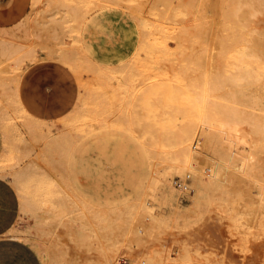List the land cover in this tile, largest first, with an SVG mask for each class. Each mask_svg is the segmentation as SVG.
<instances>
[{
  "label": "rangeland",
  "instance_id": "1",
  "mask_svg": "<svg viewBox=\"0 0 264 264\" xmlns=\"http://www.w3.org/2000/svg\"><path fill=\"white\" fill-rule=\"evenodd\" d=\"M87 1H91L90 3H86L89 6L84 3V6L79 10L81 11L82 9V14L86 10L85 8H87L86 13L83 12L84 15L79 13V15L74 16L75 19L72 18L69 23L65 24L68 28L63 29V33L66 32L64 34L67 35L64 40H61L64 37L62 34L63 36L59 41L57 40L60 36L58 39L54 38L53 41L56 42H53L51 38L53 39L54 34L52 36V33H50V36L47 37L51 41L45 38V41L42 40L38 43L41 46L37 45L34 48V50H37V54L39 55L37 57L39 58L35 59L34 57L36 55L34 54L33 59L35 60L31 59L33 61L27 60V62L22 63L19 67L21 71L19 68L15 69L10 67L12 72L9 76L11 75L16 80L14 81L10 76L14 81L13 86L16 87L18 103L23 108L21 110L16 106V109L12 108V110L11 108L9 109L11 106H8L5 108L8 109V111H5V120L1 118L0 168L12 165L15 169H13L14 172H19V170L22 172L21 169L25 168L29 163L28 166L32 164L31 162L36 163L35 159L37 157H39L37 158L39 160L40 158L44 160L46 158L44 157L45 153L39 152V150H42L44 137H48L49 134V138H51L53 135L55 136L60 133L58 137H63L64 135L66 139L65 147L69 148H60L59 153H63H57V155H60L59 158L64 155L63 168L68 172L74 185L80 192L81 199L83 200L81 203L83 204L80 203L79 211L81 212L85 209L88 213L97 216V218L107 216L108 221L101 222L103 224L108 223L107 227L112 233L113 240L116 243L115 245L123 247L125 242L127 250L130 253H137L138 255L137 260H131L127 257L126 249L122 248L117 253L115 262L119 264H160L155 261L151 262V255L146 258L141 257L138 251L142 245L133 242L126 235L130 229L136 231L139 228V220L146 219L149 217V214L158 220L157 224H153L155 225L153 226V230H155L152 234L154 236L150 238L151 249L154 250L153 252L156 255L159 252L161 254L166 252V254L173 255V251L167 252L166 249L172 248V250H175L174 243L172 242L178 238L176 236L206 221L207 227L206 225L204 227L211 234L212 243H215V247L212 249L215 253V259H213L214 264L215 262L220 264L223 260H227L230 264H257V261L260 259L256 258L255 250L259 238L256 240V237L253 238L252 233L250 234L248 232L252 226L238 224L230 218L229 220L232 222L229 220L226 221L227 217L225 218L223 216H226V214L221 211L222 204L220 197H217L219 196L220 190L209 191L205 189L204 185L208 180L212 165H202V174L200 173V182L202 185L197 184L195 187H191L190 183L189 189L191 193L188 192L179 200L176 191L171 187L170 180L174 176L186 174L185 170L173 162L165 163L163 158L164 156L167 157L166 153L164 152L163 154V151L160 153L161 150H158L154 146L157 150L151 148V145H153L151 143L155 141V144H163L162 142L169 140V136H171V140L172 136L176 137L175 135L179 138L181 135L177 134L178 131V133H181L184 130L182 134L187 135H184L185 138L188 137L190 135L188 128H194L196 125L195 128H198L199 131L196 130L197 132L192 138L193 140L191 139L192 142L190 141V147L192 150L199 149L198 134L204 125L200 123L198 127L196 115L201 110L200 107H203L204 101L201 100L202 103L199 102L198 99L201 98L197 99L196 94L200 91V97L204 96V92L203 94L201 93L204 87L200 89V86L205 84V72L207 73L209 62L207 28L209 22L213 23L215 18L216 23H219V21L221 23L225 19L223 20V17L220 15H218L220 19L217 15H209L208 12H205L206 10L203 6L198 11L194 10L193 6H191L192 3H190L191 0L190 2L189 0H183L184 2L182 0H103L105 3L95 0ZM182 3L185 4L183 5ZM222 8L225 10L226 6L223 5ZM222 8L220 9L222 10ZM210 16L214 21H212V18H209ZM76 20L77 22H75ZM222 25L225 27L227 25L226 21L224 23L222 22ZM230 31L234 33L235 30L232 28ZM179 32L183 35H180ZM177 33L179 34V37H177L178 40L175 39ZM48 42L49 48L47 47L46 50H43L46 47L43 44ZM41 47H43V51L40 49ZM48 49H53L51 53H54L56 49L64 53L62 55H60L62 52L54 53L55 57L54 55L51 56V53L48 54ZM234 52L235 50L230 49L226 55H232ZM70 56L72 57L71 59H69ZM64 57H66L65 61H68V59L71 60L70 63L69 61L64 62V59H61ZM164 79L167 81L172 80L173 83L170 81V84L173 86L168 87L167 85L170 84L165 83ZM190 79L192 87L189 88L190 81L188 84V80ZM161 83L162 85L164 83V86L166 84L165 87L171 89V93L177 91L180 96L175 92L172 97H177L172 98V100L175 99L172 102L170 100L171 98L168 99L171 97L170 93L167 94L169 97L163 94L166 88L160 85ZM151 85L155 86L152 87ZM176 85H178V89L182 87L180 90L187 88L186 91L188 93H183L185 92L184 90L181 92L178 89H172L173 87L177 88ZM150 86L153 88L152 92H150ZM149 87L150 90H148ZM154 88L157 90H154ZM188 90H191V92ZM154 91L156 94L157 91H160L162 95L158 92L159 97H163L164 95L168 100L163 98L165 101L162 99L164 103H161V99L158 97V94H154ZM189 92L191 93L190 95H188ZM193 93H195V101H198L199 105H201L198 106L200 110L191 104V101L192 103L195 102L192 100L194 98L191 99ZM149 94H152V97ZM147 97L155 98L156 103L154 100L151 102V98L147 99ZM187 101L188 103H186ZM148 102L150 103L149 107L152 109L148 108ZM159 103L161 104L159 105ZM262 103L264 102L262 101ZM164 104L166 105L164 106ZM176 104L177 106L174 107ZM177 107H180L178 108L179 110H177ZM16 110H19L22 114ZM153 112L157 114L160 112L161 116ZM25 114H28L27 117L31 116L39 121L37 127L39 132L38 136L40 137L43 134L44 137L41 140L39 139L37 142L38 146L36 144L32 145L33 141H31V136L29 137L26 128L22 124L25 122L22 115L26 116ZM154 114L155 117L153 116ZM148 115L149 117L151 116L150 119L153 121L149 119ZM79 123L81 124L79 125ZM148 127L154 131L151 130V132ZM185 129L188 133L185 132ZM61 130L64 132L63 134ZM173 130L174 132H172ZM45 131H47V136H45ZM163 132H165L163 134L165 136L167 132H172V135H168L169 133H167L168 136L165 138V136L162 137ZM2 133H7L8 136L10 135L8 140H4ZM151 133L153 134L152 136L150 135ZM158 133L161 134L159 135ZM173 133L176 134L174 135ZM153 136L157 139L153 138ZM159 136L161 138H158ZM9 138L12 139L9 140ZM22 138L25 140L24 143H21V146L19 144L23 140ZM147 139L151 140H149L150 143H148ZM174 139L170 143V140L168 142L166 141L165 144H171L174 141L178 143L179 139ZM16 140H18V144ZM144 140L145 142H143ZM25 141H28L29 144ZM40 141L42 145L41 143L39 144ZM179 142L183 141L180 140ZM183 143L185 144L186 142ZM19 146L21 148H19L20 150L18 149ZM33 146H37L38 149ZM145 150L147 151L145 152ZM37 152L42 154H38ZM208 159L212 163L219 164L215 158L211 157ZM193 193L196 198L194 200L189 198L192 196L190 194ZM16 196L18 197V195ZM17 200L19 203L18 198ZM191 206L195 208L194 212L190 215L186 214V208L189 210ZM215 207L217 208L214 209ZM218 211L219 213L221 212L220 215H218ZM134 213H136L135 216ZM142 214L145 216L147 214V217L143 218L144 215ZM109 215L110 217H108ZM130 216H133V219L137 216L136 222L130 219ZM34 223V217L27 213L26 210L22 212L21 205L19 204L17 217L13 226L15 228L17 227L16 229L19 228L18 230H22L27 227L32 228ZM51 237L52 235L48 239L50 242L55 239L52 238L51 240ZM213 246L209 247L212 248ZM164 247L167 248L165 249ZM217 248L218 251H216ZM147 258L151 261H147ZM262 258V262H259L264 264V257ZM41 263L42 260L39 255L29 244L25 242L5 241L0 238V264Z\"/></svg>",
  "mask_w": 264,
  "mask_h": 264
},
{
  "label": "bare ground",
  "instance_id": "2",
  "mask_svg": "<svg viewBox=\"0 0 264 264\" xmlns=\"http://www.w3.org/2000/svg\"><path fill=\"white\" fill-rule=\"evenodd\" d=\"M95 1L105 3L103 0H95ZM184 1L182 0V2ZM90 2L91 1L88 2L87 0H33L30 13L28 14L27 17H25L20 23L16 24L13 27L0 29V121L1 118L5 120L4 119V117H6L5 111L6 110L8 111V109L5 108H7L8 106H11L9 107V109L10 108L16 109V106L21 110L23 108L21 104L18 103L19 101L15 90L16 87L13 86L14 81L16 80L14 79V77L10 75L14 79L13 81L12 78L9 76V74L12 72L10 67L16 69L19 68L22 63H25V61L27 62V60L33 61L39 58L37 57L38 55L37 50L36 49L34 50V48L35 46L37 47V45L41 46V44L38 43H40L42 40L45 41V38L49 41L50 38L47 36H50V33H52L51 34L52 36L54 34L53 39L51 38L52 41L54 40V38L58 39V37L60 36V38L57 40L59 41L63 35L64 37L61 40H64L65 36L67 37V35L64 34L66 32L63 33V29L68 28L67 25L65 26V24L69 23L72 18L75 19L74 16L79 15V13L81 14L82 9L81 11L79 10L82 6H84V3L86 4ZM190 3H192L191 6H193V9L196 11H198L199 8L203 6L206 10L204 11L208 12L209 15L212 16L217 15L218 18H219L218 15L222 16L223 20L225 19L224 21H226L227 24L225 27L223 25L221 26V23L222 22L224 23V21H222L221 23L220 21L219 23H216L215 22L216 18L214 21V19L211 16L209 17L212 18L213 19L212 21H214L215 23L209 22V26L207 28V34H206L208 35L207 46H208L209 62H208L207 73L205 72V76H206L205 84H202V86H200V89L201 87L202 88L204 87L203 91L201 90L202 94L204 92V96L202 95L203 97H200L201 96L200 91H198V93L195 91V93H197L196 94L197 99L201 98L198 99V101L201 103L202 101H204L203 107L199 105L198 101H195L196 99L195 93H193L191 97V99L194 98L192 100L195 101L194 103H192L191 101L193 107L195 106V108H198V106H201L200 107L201 110L198 108V110L200 111L197 112V115L195 114L197 117L196 121L198 122V127L200 123L204 125L203 129L198 134L199 135L198 142L200 144V147L198 150H192L190 147L191 146L190 141L192 142L193 140L192 138L197 132L196 130H198V128H195L196 125L194 126V128L191 129L188 128L190 130L189 133L190 135L186 138L184 136L186 134H182L184 130L182 132L180 131L181 133H178L179 131L178 132L176 131L177 134L181 135V136L179 135L180 137L178 136L179 138H177V135H175L176 133H173L176 137L172 136V140H171V136H169V140H170V141L168 140L169 143L175 140L174 138H176L179 139V141L181 140L183 142H186L185 144L179 141L178 143L177 141L176 142L174 141L175 143L173 142L171 144L168 143L165 144L167 140L165 141L164 139L165 142H162L163 144H159L158 143L160 142L159 140L157 142L158 144H155L156 141L154 140L155 142L151 143L153 145H151L152 147L151 146L150 147L151 148L155 147L158 150H161L160 153H162V151L163 154L164 152L166 153L167 157H165L162 154L164 156L163 161L165 163L173 162L177 166L182 167L185 170V173L188 174L190 177L191 187H195L197 184L202 185L200 182V173L202 170V165L205 164L212 165V170L208 176V180L204 185L205 189L209 191L216 189L220 190L219 196L217 197H220V202L222 204L221 211H223L226 214V216L222 214L225 218L227 217L226 221H228L230 218L232 221L238 224L245 226L247 225L252 226L248 232H250V234L252 233V235L254 236L253 238L256 237L255 238L256 240L259 238L256 243V250H255L256 254L254 252L256 258L260 259L257 261V264H259L260 263L259 261L262 262L261 259H263L262 257H264V103H262V101L264 102V0H191ZM223 5L226 6L225 10H223L222 8ZM220 8H222L223 11ZM85 9L86 10L83 9L84 13H86L87 11V8ZM191 9L189 10L191 11ZM194 10H192V12H194ZM83 12L81 15H84ZM75 22H77V20ZM232 28L235 30L234 33L230 31ZM176 35L177 36L174 35L176 37L175 39L178 40L177 37H179V34L177 33ZM180 35L183 34L180 33ZM48 44L49 42L43 44L46 47L44 46L45 48L41 47L40 49L42 50L43 48V50H46ZM230 49H232L233 51L235 50V52L234 54L231 53L232 55L227 56L226 53ZM52 50L53 49H48L49 51L48 54L53 52ZM56 50L54 51L55 54L59 52L58 50L57 51ZM35 51L36 53H34ZM60 52H62L60 55L64 53L63 51ZM54 53H51V56L52 55L55 56ZM33 57L35 59H33ZM66 57L61 59H64V62L69 61L70 63L71 60L69 59H71L72 57L71 56L70 58L68 57L69 58L68 61H65ZM92 67L94 68V66ZM233 70H235V72H233ZM170 81L165 80V83L170 84ZM189 81H190V86H189L190 88L192 87L191 79L188 80V84ZM193 81L195 80L193 79ZM154 84L157 85L156 83ZM155 85H151V86L153 87ZM160 85H162V83ZM162 86H164V83ZM167 86L169 87L171 86V84ZM177 86L178 85H176V87ZM150 87L148 88V90H150ZM152 87L150 92H152L153 90ZM168 87H165L166 89L162 87L163 89L166 90V93L165 90L163 91V94H165V96L169 97L167 94L168 93L171 94V95L169 94L171 97H169L168 99L171 98L170 100H172V98H176L177 96L172 97V95H174L175 92L178 96H180L177 91H174L178 89V87L172 88L174 89L173 90L174 92L172 91L173 93H171V89H169ZM180 88L178 89V91L183 92L184 90L185 92L183 93L186 94L187 88L185 87L186 89H182V90H180ZM167 89L169 90L168 92ZM154 90L157 89L154 88ZM188 91L191 92V90ZM158 92L160 94V91H157V94ZM190 92L188 95L191 94ZM152 94L149 95L151 96ZM154 94L157 95L156 92ZM148 98L149 97H147V99ZM159 98L161 99V103H164L163 101L168 100L166 97H164V95L163 97H159ZM163 98H165V100ZM153 100L155 101V98L153 99L151 98V102ZM174 100H172V102H174ZM161 103H159V105ZM186 103H188V101ZM165 105L166 104H164V106ZM143 106L147 107L146 105ZM149 106L150 103L148 105V108L150 109L151 107ZM175 106H177V104L174 105V107ZM161 108H163V106H161ZM166 108L169 109V107L167 106ZM178 108L180 107H177V110H179ZM16 111L19 112V110ZM85 112L87 113V111ZM19 113L22 114V112ZM195 113H196V109H195ZM159 114L161 116L160 112ZM25 115L26 116L22 115L23 116L22 118L25 121V122L23 121L24 123L22 124L26 128L29 137L31 136V141H33V143L30 141L29 137L28 139L32 143V145L36 144L38 146L37 142L39 141V139L41 140V138L44 137L43 134H41L40 137L38 136L39 132L37 130L38 129L37 127L39 121H37V119L31 116L27 117L28 114ZM153 116L155 117V114ZM67 119L69 118L67 117ZM80 124L81 123H79V125ZM148 128L150 130V127ZM46 132L47 131H45V136H47ZM172 132H174V130ZM172 132H167V133H169L168 135H172L171 134ZM63 133L64 132H62V134ZM167 133L165 136L163 135L165 134V132H163L162 137L165 136V138H167L168 136ZM2 134L4 136V140H8V137L10 135L8 136L7 133L6 134L2 133ZM58 135L56 134L55 136L53 135L54 137L52 136L53 138L52 137L49 138V134H48V137L46 138L44 137L43 145L41 141L39 142V144L41 143L43 150V151L39 150V152L41 151L43 152V154L45 153L44 157L46 158H44V160H41V158L40 160L37 159L39 157H37L36 159L35 157H33L36 160V163L31 162L32 164L28 166L30 164L29 163L27 165L28 167L26 166L25 168L21 169L22 172H20L19 169H18L19 172L18 171L14 172L13 171L14 168L12 165H8L7 167L5 166L0 168V177L8 181L16 190L21 205V211L23 212L24 210H26L27 213L31 214L32 217H34L35 219V223L32 228L27 227V228H23L22 230H18L19 228L16 229L17 228L16 227L13 228L9 233L31 244L40 255L43 264H119L115 262V260L117 258L116 257L117 253H119V250L122 248L126 249L127 252L126 254L128 255L127 257L129 259L131 260L133 259L134 261L137 260L138 259L137 253L136 254L130 253L126 248L127 246L125 245V242L123 247H119L115 245L116 243L115 240H113L112 233L109 231L107 227L108 223L103 224L101 222V221L107 222L108 221L107 220L108 218H106L107 216H102L97 218V216L88 213V211H86L85 209H83L81 212L79 211L80 208L79 205L81 202H83V200L81 199L79 190L76 188L74 182L70 178V175L63 168L64 167L63 162L65 159L63 158L64 155L62 154L63 157L61 156L60 158H59L60 155H57V153H59L60 151V148H66L65 147L66 139L64 138L65 136L63 135V137H58ZM150 135L152 136L153 134L151 133ZM156 137L153 136V138L157 139ZM158 138L161 137L159 136ZM11 139L9 138V140ZM18 140H16L17 144H18ZM24 140L25 139L21 141L19 140L20 141L19 145L22 146L21 143L22 142L24 143ZM149 140L147 139L148 143H150L151 141ZM25 142L28 143V141ZM143 142H145V140ZM28 144L27 146H29ZM37 146L36 147L33 146V147L38 149ZM19 148L20 146L18 147V149ZM155 148L154 150H157ZM16 151L18 152V150ZM146 151L147 150H145V152ZM39 152L37 153L42 154ZM38 154L37 156H39ZM211 157L215 158L219 164L215 162L212 163L211 161H209L208 158ZM61 158H63V160H61ZM171 165L174 166L173 164ZM189 193H191V191ZM190 195L192 196L189 198H192L193 200L196 199L194 193ZM217 207H215L214 209H216ZM194 209L195 208L193 206H191L189 210H187L186 208L185 213L190 215L194 212ZM220 213L218 215H220ZM135 214L136 213H134V216ZM147 214L146 216L142 214L144 215L143 218L147 217ZM137 216L134 217V219L132 218L133 216L132 217L130 216L131 218L130 217L129 218L134 220V222H136ZM148 216H149L147 217L148 219L144 218L142 220H139V228L136 231L135 230L132 231L130 229L131 231L130 230L129 232L127 231L128 233L126 234L130 240H132L133 242L140 243L142 245L141 247H139V251H138L141 257L146 258L147 256L150 257L151 255L152 261L149 258H147V261L148 260L151 262L155 261V262H159L160 264H210V263L214 264L213 259H215V253L213 252L212 249L215 247V243L213 242L214 243L213 246L212 243L213 240L211 234L209 233L207 228L205 229L204 227V225H206V221H203L202 223H200V225L189 229L185 233L181 232L179 236L175 235L176 237H178L172 242L174 243L175 250H172V248L169 249L167 247H164L165 249L167 248L166 249L167 252L173 251V255L169 253L166 254L164 249L163 251L165 253L161 254L159 252V254L156 255L153 252L154 250L151 249L150 238L151 236H154L152 235L153 231L155 230V229L153 230L154 228L153 226H155L153 224H157L158 220L153 216L151 217L149 214ZM108 217H110V215ZM109 224L111 225V223ZM50 235H52L51 240L52 238H55L53 239L52 242L48 241ZM209 246H213V247L211 248ZM216 251H218V248ZM136 263L138 262L136 261ZM215 264L218 263L215 262ZM220 264H230V263L227 260H223L221 261Z\"/></svg>",
  "mask_w": 264,
  "mask_h": 264
},
{
  "label": "crops",
  "instance_id": "3",
  "mask_svg": "<svg viewBox=\"0 0 264 264\" xmlns=\"http://www.w3.org/2000/svg\"><path fill=\"white\" fill-rule=\"evenodd\" d=\"M32 1L33 0H0V29L13 27L27 17L32 7ZM11 186L12 185L8 181L0 177V238L1 240L11 242H25L9 233L15 228L13 223L16 220L20 204L17 200L19 197L16 196V190ZM25 243L29 244L28 242ZM29 245L34 249L31 244ZM34 250L36 251V249Z\"/></svg>",
  "mask_w": 264,
  "mask_h": 264
},
{
  "label": "built area",
  "instance_id": "4",
  "mask_svg": "<svg viewBox=\"0 0 264 264\" xmlns=\"http://www.w3.org/2000/svg\"><path fill=\"white\" fill-rule=\"evenodd\" d=\"M170 184L171 187L176 191L179 200H181V198H183L187 192H190V177L188 174L172 177Z\"/></svg>",
  "mask_w": 264,
  "mask_h": 264
}]
</instances>
